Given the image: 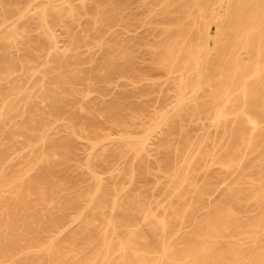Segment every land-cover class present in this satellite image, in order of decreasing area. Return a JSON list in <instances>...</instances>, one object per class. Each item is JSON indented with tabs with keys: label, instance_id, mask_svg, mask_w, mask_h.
Returning a JSON list of instances; mask_svg holds the SVG:
<instances>
[{
	"label": "bare ground",
	"instance_id": "bare-ground-1",
	"mask_svg": "<svg viewBox=\"0 0 264 264\" xmlns=\"http://www.w3.org/2000/svg\"><path fill=\"white\" fill-rule=\"evenodd\" d=\"M2 1L0 264H264V0Z\"/></svg>",
	"mask_w": 264,
	"mask_h": 264
},
{
	"label": "rangeland",
	"instance_id": "rangeland-1",
	"mask_svg": "<svg viewBox=\"0 0 264 264\" xmlns=\"http://www.w3.org/2000/svg\"><path fill=\"white\" fill-rule=\"evenodd\" d=\"M77 1H79V0H72V4H74V5H76L77 4ZM57 2H59V0L57 1ZM56 2V3H57ZM41 6H49L50 4H49V2H43V3H41L40 4ZM2 6H3V8H4V10L6 11L5 13H6V15L8 16L10 13H11V10L12 9H14V8H16V7H18V6H20V4L19 5H17V4H15L13 1H11V0H5V1H2ZM128 11L129 12H131L132 14H137L138 12H139V7H137V5L135 6V7H130L129 9H128ZM33 11H31L30 13H32ZM0 14H1V12H0ZM132 25L129 27V33H128V36H138V37H142L143 38V40L145 41L148 37H151V36H153V35H155V31H153V30H149L150 28H148V27H146V26H143V27H140V26H136L135 25V20H133V19H131L130 21H129ZM18 24V22L17 21H15L14 23H13V25H17ZM153 26H155V25H153ZM115 28V27H114ZM113 28V29H114ZM117 28V27H116ZM115 30V29H114ZM156 35H157V33H156ZM118 37H120L119 35H117ZM18 38H22V36H18ZM31 42H30V44H31V47L33 48L34 47V44H35V41L34 40H30ZM46 45V44H45ZM35 49V48H34ZM95 56L96 55H98V52L96 53V54H94ZM32 59L37 63V65L38 64H40V62L42 61V60H44V56H43V54H35V55H33V57H32ZM96 61V59H92L91 61H88V62H85V63H83L82 65H80V67H86V66H88V65H90V64H93L94 62ZM154 77H158V76H154ZM126 88H128V87H122L121 88V90H124V89H126ZM109 96L110 95H107L105 98L107 99V98H109ZM79 153H80V151H79ZM256 211L254 210V211H252L250 214H253V213H255ZM189 228L190 227H185L183 230H184V232H188V230H189ZM240 237H242L241 235H237V236H235L234 238L235 239H239Z\"/></svg>",
	"mask_w": 264,
	"mask_h": 264
}]
</instances>
